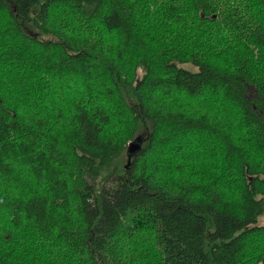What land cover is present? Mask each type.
Masks as SVG:
<instances>
[{
    "label": "trees",
    "instance_id": "trees-1",
    "mask_svg": "<svg viewBox=\"0 0 264 264\" xmlns=\"http://www.w3.org/2000/svg\"><path fill=\"white\" fill-rule=\"evenodd\" d=\"M264 0H0V264H264Z\"/></svg>",
    "mask_w": 264,
    "mask_h": 264
},
{
    "label": "rangeland",
    "instance_id": "rangeland-1",
    "mask_svg": "<svg viewBox=\"0 0 264 264\" xmlns=\"http://www.w3.org/2000/svg\"><path fill=\"white\" fill-rule=\"evenodd\" d=\"M260 222L264 223V215L261 217Z\"/></svg>",
    "mask_w": 264,
    "mask_h": 264
}]
</instances>
